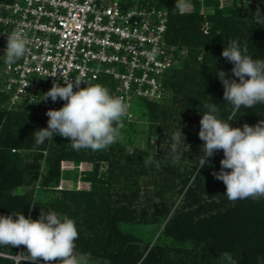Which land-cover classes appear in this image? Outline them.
<instances>
[{
  "label": "trees",
  "instance_id": "16d2710c",
  "mask_svg": "<svg viewBox=\"0 0 264 264\" xmlns=\"http://www.w3.org/2000/svg\"><path fill=\"white\" fill-rule=\"evenodd\" d=\"M185 1L193 4L192 11L180 12L175 5L181 0H157L169 11L168 41L187 47L188 53L179 66L167 72L164 84L168 96L161 101L139 98L132 106L134 113L145 111L156 128L163 131L175 121L198 123V115L208 111L204 104L215 103L218 118H231L228 123L232 127L256 125L264 120V104L241 107L233 113L232 105L223 99L224 87L217 72L223 70L227 78L238 82L231 72L234 65L221 55L230 41L238 42L242 50L246 47L244 54L253 59H264V0H252L246 9L236 5L235 0L222 8L218 0ZM205 2L213 6L206 16L200 13ZM204 20L208 23L205 33L200 28ZM91 83L105 86L112 94L114 81L110 76L103 75ZM45 113L30 106L9 111L0 107V216L22 213L38 219L41 211L67 216L75 221L79 233L75 250L106 264H264V199H227L224 183L208 175L220 171L222 150L209 158L211 166L206 164L199 173L197 165L204 155L203 148H196L192 165L183 169L168 159L166 166L160 168L155 156L144 150L129 155L124 147L115 150L111 145L107 153L96 155L87 149L74 151L70 140L64 137L45 140L33 150L32 134L47 127L49 117ZM126 121L128 118H122L123 124ZM44 156L46 172L40 175ZM149 157L153 163L145 166ZM63 159L77 163L94 160L93 169L84 177L91 182V188L58 190L54 199L44 200L35 194L34 186H29L40 179V187H54L62 175ZM143 175H150L155 185L144 195L160 200L154 203L151 214L144 209L137 217L135 207L142 192ZM25 186L29 188L20 191ZM176 188L184 192V200L172 211L164 192ZM112 193L118 194L119 199H113ZM170 213L163 231L165 240L171 239L177 246L192 244V249L184 248L177 255H171L170 247L162 241L148 247L142 236L123 226L155 222ZM0 264L19 263L0 255ZM21 264L32 262L22 260Z\"/></svg>",
  "mask_w": 264,
  "mask_h": 264
},
{
  "label": "built area",
  "instance_id": "2783aa9c",
  "mask_svg": "<svg viewBox=\"0 0 264 264\" xmlns=\"http://www.w3.org/2000/svg\"><path fill=\"white\" fill-rule=\"evenodd\" d=\"M181 3L193 10L192 3ZM200 13L205 16L204 5ZM168 21L167 6L157 0H0V107L58 110L65 102L44 101L43 93L54 80L64 86L61 71L86 83L107 75L114 81L112 95L128 104L125 118L130 119L135 100L168 96L167 72L188 53L187 47L168 41ZM207 24L201 23L204 33ZM17 28L27 33L30 52L9 65L6 35ZM154 49L155 59L149 60Z\"/></svg>",
  "mask_w": 264,
  "mask_h": 264
},
{
  "label": "clouds",
  "instance_id": "9594fccd",
  "mask_svg": "<svg viewBox=\"0 0 264 264\" xmlns=\"http://www.w3.org/2000/svg\"><path fill=\"white\" fill-rule=\"evenodd\" d=\"M175 6L188 7L186 3ZM256 14L261 15L259 8ZM6 37L5 63L12 65L29 54L30 41L22 28H17ZM247 51L246 47L242 50L238 42L230 41L221 53L234 65L231 72L238 78L237 82V79L227 78L225 71L217 72L224 87L223 99L232 105L233 113L241 107L264 104V59H253L244 54ZM147 55L149 60H154L156 50ZM61 79L64 86L54 80L52 87L43 93V100L50 98L56 102L60 99L65 103L60 109H49L45 113L49 117L47 127L32 134L35 137L33 150L45 140L52 141L54 135L69 139L74 151L104 150L123 139L122 118L128 112V104L123 97L110 94L109 89L101 84L86 83L79 77L73 80L62 71ZM81 83L86 87H81ZM204 107L208 111L202 114L198 133L199 139L204 142V155L199 161L198 173L206 164L211 166L209 158L222 150L220 171L212 175L224 183L227 199L232 202L264 199V120L254 126L245 123L242 128L232 127L228 123L231 118L227 121L218 118L215 103L204 104ZM181 135L185 140L181 130L174 134L173 139L179 142ZM179 159L176 157V160ZM152 163L151 157L144 161L145 166ZM78 237L75 221L54 211H41L38 219L25 217L22 213L0 216V246H25L26 260L32 264L39 260H43L44 264H86L83 256L75 254Z\"/></svg>",
  "mask_w": 264,
  "mask_h": 264
},
{
  "label": "rangeland",
  "instance_id": "374dc122",
  "mask_svg": "<svg viewBox=\"0 0 264 264\" xmlns=\"http://www.w3.org/2000/svg\"><path fill=\"white\" fill-rule=\"evenodd\" d=\"M219 7H226L232 4L233 0H218ZM252 0H235L236 5L239 7L246 9L251 5ZM205 6V16L212 12V5H208L206 2ZM185 11V13L190 12ZM135 102V101H134ZM134 105V103H133ZM198 115V114H197ZM202 115H198V123L189 124L187 122L175 121L173 126L167 130L161 131V129L156 128L155 124H153L152 119L149 114L145 111L136 110L133 117L128 119L121 129V135L123 137L122 140H118L113 144L115 150L120 147H124L127 154L132 155L136 154L137 150L148 151L149 154L155 156V162L161 164L157 165L160 168L162 166H166L167 159L174 161L177 166L182 169L192 165V154H194L196 148H203L204 142L199 139L198 133L200 130V120ZM193 123V122H192ZM175 128V131H172V128ZM181 130L184 137L181 135L180 141L177 142L173 139L174 134L178 133ZM156 133L152 135V133ZM56 139H60L61 136L54 135ZM175 145V150H174ZM90 154L96 155V153L102 152L107 153L108 149L92 151L91 149H87ZM44 155L46 156V151H44ZM45 156L40 160L41 167L40 175H43L46 172V162ZM124 158V156H122ZM176 157H180L179 160H176ZM158 160V161H157ZM181 163V164H180ZM180 164V165H178ZM94 166V160H81L78 163L71 159H63L60 163L61 177L59 182L54 187L42 188L40 187V179L36 180L34 184L29 187L34 186L35 194L42 197L44 200H52L57 194L58 190H73V189H85L89 190L91 188V182L89 180L84 179L88 171H91ZM105 167L101 166L102 169ZM199 164L197 165V169ZM230 171V170H229ZM209 176H213L211 173H208ZM140 184L142 186V192L140 195V199L137 201V205L135 207L136 216L139 217L143 214V210L146 209L151 214L154 210V203L159 202V197H150L151 195H144V192L148 191L149 188L151 190L154 189L155 185L153 184V178L150 175H143L140 180ZM29 187H22L20 191L26 190ZM116 188V187H115ZM164 198L166 203L171 207L172 211L176 208H179L180 203L184 200V192H181L179 188H176L174 191L166 190L164 192ZM113 194V199H119L118 194ZM149 194V193H148ZM124 202V201H122ZM171 211V213H172ZM171 213L166 215L159 216L158 221L143 223V224H124L123 226L131 230L132 232L143 237V241L148 242L149 246L153 245L156 242H164L170 247V254L177 255L181 253L182 250L192 249V244L186 243L180 246H177L171 239L165 240L163 237V231L165 228V223ZM181 250V251H179ZM24 252V253H22ZM27 249L25 246L21 245L19 247H3L0 250V255L13 258L16 263L21 264L22 260H26ZM75 254L78 256H83L86 264H106L97 258H92L87 254L78 252L75 250ZM30 262V261H27ZM35 263L44 264L43 260H39ZM223 264H229L228 261ZM232 264V263H231Z\"/></svg>",
  "mask_w": 264,
  "mask_h": 264
}]
</instances>
